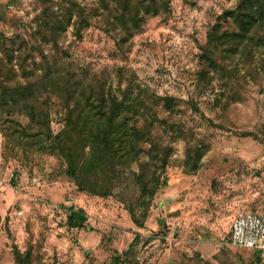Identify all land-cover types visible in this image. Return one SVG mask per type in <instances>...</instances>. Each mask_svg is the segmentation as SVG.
I'll return each mask as SVG.
<instances>
[{
	"label": "rangeland",
	"instance_id": "obj_1",
	"mask_svg": "<svg viewBox=\"0 0 264 264\" xmlns=\"http://www.w3.org/2000/svg\"><path fill=\"white\" fill-rule=\"evenodd\" d=\"M236 3L170 0L128 33L116 0H0V264H17L16 251L28 248L31 264H264L229 239L237 211L264 213V43L218 48L215 70L202 72L208 32ZM127 87L143 89L144 102L127 116L170 147L141 226L120 188L79 191L46 149V127L61 130L73 93L121 97ZM156 95L171 97L173 110ZM70 206L86 215L83 228L68 226Z\"/></svg>",
	"mask_w": 264,
	"mask_h": 264
},
{
	"label": "trees",
	"instance_id": "obj_2",
	"mask_svg": "<svg viewBox=\"0 0 264 264\" xmlns=\"http://www.w3.org/2000/svg\"><path fill=\"white\" fill-rule=\"evenodd\" d=\"M169 3L170 0H116V10L118 19L125 23V28L130 33L132 28L138 27L145 14L155 16L166 13ZM228 18L230 25L225 26L226 22L223 23L221 19L226 21ZM260 31H264V0H237L235 7L225 11L208 32V40L204 46L206 67L202 72H208L212 68L215 70L213 55L218 48L228 52L237 48L243 40L247 46L250 42L255 44L254 47L261 46L264 40L261 39ZM74 85L77 86L78 83ZM94 90L92 87L91 91ZM141 90L143 91L140 88L134 92L130 87L124 88L121 97L113 94L106 97L99 90L96 91V97L89 93L74 98L73 93L74 102L71 107L69 102L66 103V118L61 130L52 134L48 125L46 127L52 144V148L46 149L63 158L67 165V175L77 189L92 194L111 195L120 188L117 192L137 226L142 225L154 196L165 184L166 177L163 173L170 157L168 145L143 134L127 116L129 108L144 104ZM156 98H161L164 107L173 110L174 102L171 97L156 95ZM20 108L28 118H33L34 112L26 101ZM36 117L34 114V119ZM33 121L29 120L30 127ZM17 126L21 131L27 129L24 125ZM145 149L146 160L138 165L136 171H132V164ZM127 169L130 170L134 184V188L129 190L128 186L124 187L130 176ZM86 220L82 209L68 207L69 227L83 228ZM15 262L31 264V250L28 248L24 252L16 251Z\"/></svg>",
	"mask_w": 264,
	"mask_h": 264
},
{
	"label": "built area",
	"instance_id": "obj_3",
	"mask_svg": "<svg viewBox=\"0 0 264 264\" xmlns=\"http://www.w3.org/2000/svg\"><path fill=\"white\" fill-rule=\"evenodd\" d=\"M32 180L38 181L35 176ZM229 239L234 246L260 250L264 254V213L251 210L237 211L230 223Z\"/></svg>",
	"mask_w": 264,
	"mask_h": 264
},
{
	"label": "crops",
	"instance_id": "obj_4",
	"mask_svg": "<svg viewBox=\"0 0 264 264\" xmlns=\"http://www.w3.org/2000/svg\"><path fill=\"white\" fill-rule=\"evenodd\" d=\"M204 247L208 248L209 246L205 245L204 243H200V244H199V247H198V248H200V249L196 248V251L199 252V253H201V257H205L206 259H209V256H205V255L203 254ZM252 251L255 252V253H259V255L261 256V260L264 262V254H262L260 250H252ZM213 252H214V251H213V249L211 248V255L213 254ZM205 258H204V259H205ZM210 262H211V264H215L214 261H211V260H210ZM255 263H256V264H262V262H259V263L255 262ZM217 264H218V263H217Z\"/></svg>",
	"mask_w": 264,
	"mask_h": 264
}]
</instances>
